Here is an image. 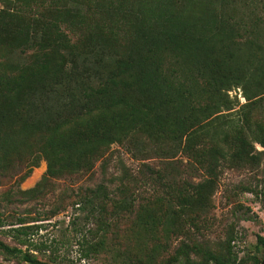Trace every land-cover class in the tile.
<instances>
[{
	"label": "trees",
	"instance_id": "trees-1",
	"mask_svg": "<svg viewBox=\"0 0 264 264\" xmlns=\"http://www.w3.org/2000/svg\"><path fill=\"white\" fill-rule=\"evenodd\" d=\"M37 1L20 0L17 10L22 5L27 13L26 8ZM84 1L99 11L100 23L76 38L66 27L74 26ZM49 4L58 5L57 16L34 9L21 18L26 29L0 26V50L5 51L0 62V102L6 104L21 94L32 102L36 91L50 86L72 108L69 119L48 131L31 167L43 159L47 176L71 175L79 171L82 158L100 159L111 145H121L129 135L150 127L168 137L163 155L180 149L188 174L178 178L145 166L141 186L162 188L164 196L155 198L156 207L141 206L136 218L155 223L175 216L198 229L196 219L207 205L206 192L218 188L222 171L252 170L264 163V115L257 112L264 85V0H50ZM118 23L124 26L128 46L124 57L115 59L98 43L108 46L105 32ZM31 27L44 36L29 35ZM204 51L212 57L198 54ZM219 72L222 78L215 79ZM103 78V84L93 86L92 79ZM232 89H240L243 104L229 98ZM136 92L160 100L135 105L127 95ZM158 93L161 96L156 97ZM185 101L188 116L163 121V107ZM13 169L0 166V175L12 174ZM29 171L18 180L23 181ZM128 181L120 179L119 188L128 187ZM106 188L99 184L84 196L83 204L91 208L88 214L103 201H112ZM133 193L136 202L137 192ZM184 224L177 226V232L184 231ZM16 229H12L17 232L15 241L32 246L27 237L30 228ZM185 235L162 264L242 263L234 251L233 231L220 243L199 240L191 232ZM257 240L264 245L263 237ZM102 244L87 243V251ZM0 251L28 264H47L3 242ZM253 263L259 264L258 259L254 257Z\"/></svg>",
	"mask_w": 264,
	"mask_h": 264
},
{
	"label": "rangeland",
	"instance_id": "rangeland-1",
	"mask_svg": "<svg viewBox=\"0 0 264 264\" xmlns=\"http://www.w3.org/2000/svg\"><path fill=\"white\" fill-rule=\"evenodd\" d=\"M19 2L0 0V11L4 12L0 14V26L6 23L26 29L27 23L21 18L30 15V10L34 9L38 13L49 10L55 16L58 14V5L51 7L50 0H38L36 5H29L27 13L22 12V5L17 10ZM84 4L74 26L66 27V32L70 30L76 38L86 36L95 24L100 23L97 16L99 11L94 6L89 7L85 1ZM122 26L118 23V27L114 25L112 31L105 32L109 39L108 46L98 43L102 49H107L105 53L115 59L123 58L127 52L128 38ZM28 33L44 36L40 29L34 31L32 27ZM4 53L0 50V62ZM202 53L198 54L203 58L212 57L211 52ZM222 75L219 72L214 78H222ZM105 79H92L91 82L98 87ZM261 88L257 112L264 115V85ZM36 92V99L32 102H29L26 94L6 104L0 102V166L6 164L15 169L12 174L0 175V219L4 225L0 227V242L9 247H18L23 253L47 264H162L185 239V232H191L199 240L220 243L233 231L236 236L234 251L241 264H254V257L259 264H264V245L257 240L260 236L264 238L263 162L259 168L252 170L222 171L218 188L206 192L207 205L196 219L198 229L188 221L186 224L182 219L177 221L175 216L171 220L169 216L155 223L147 217L137 220L141 206L156 207L155 198L164 196L162 188L141 186L144 167L164 169L170 175L184 178L188 170L180 149L171 155H163L161 151L168 147L163 143L168 137L147 127L129 135L123 144L111 145L100 159L92 162L82 158L78 172L58 177L47 176L46 162L40 159L37 167H31L32 161L39 155L48 131L69 119L72 108L67 106L65 96L60 98L61 94H56L60 92L50 86ZM127 96L135 105L156 104L160 100L139 92L128 93ZM158 96L161 94L158 93ZM228 96L233 102H245L240 89L230 90ZM189 108L186 101L168 105L160 110V116L166 122L174 118V121H179L184 114L188 116ZM255 148L262 151L258 145ZM28 170V176L20 182L19 177ZM127 178L129 181L125 184L128 187L119 188V180ZM39 183L42 185L37 189ZM99 184L107 187L105 193L112 201H103L88 214L91 208L83 204V198ZM133 192H137L136 202L132 201ZM180 224H184L185 229L177 232ZM23 227L30 228L27 237L32 246H21L15 241L17 232L12 229L21 230ZM19 237L25 238L23 235ZM97 242L103 244L95 251L88 252L87 243ZM0 264L28 263L19 256L7 257L0 251Z\"/></svg>",
	"mask_w": 264,
	"mask_h": 264
},
{
	"label": "water",
	"instance_id": "water-1",
	"mask_svg": "<svg viewBox=\"0 0 264 264\" xmlns=\"http://www.w3.org/2000/svg\"><path fill=\"white\" fill-rule=\"evenodd\" d=\"M263 264V263H262Z\"/></svg>",
	"mask_w": 264,
	"mask_h": 264
}]
</instances>
